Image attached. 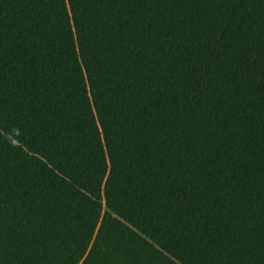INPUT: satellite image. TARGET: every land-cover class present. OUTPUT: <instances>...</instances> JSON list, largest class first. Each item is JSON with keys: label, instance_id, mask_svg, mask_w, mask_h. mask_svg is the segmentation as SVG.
Listing matches in <instances>:
<instances>
[{"label": "trees", "instance_id": "obj_1", "mask_svg": "<svg viewBox=\"0 0 264 264\" xmlns=\"http://www.w3.org/2000/svg\"><path fill=\"white\" fill-rule=\"evenodd\" d=\"M0 264H264V0H0Z\"/></svg>", "mask_w": 264, "mask_h": 264}]
</instances>
